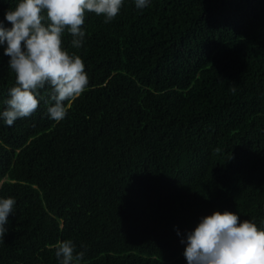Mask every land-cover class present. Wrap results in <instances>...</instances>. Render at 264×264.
<instances>
[{"label":"trees","instance_id":"obj_1","mask_svg":"<svg viewBox=\"0 0 264 264\" xmlns=\"http://www.w3.org/2000/svg\"><path fill=\"white\" fill-rule=\"evenodd\" d=\"M20 0H0V21ZM86 13V90L52 120L0 119V198H14L0 264H187L186 233L214 211L264 226V0H123ZM0 47V113L15 73ZM233 84L236 92L229 89ZM177 232L180 235H177Z\"/></svg>","mask_w":264,"mask_h":264},{"label":"clouds","instance_id":"obj_2","mask_svg":"<svg viewBox=\"0 0 264 264\" xmlns=\"http://www.w3.org/2000/svg\"><path fill=\"white\" fill-rule=\"evenodd\" d=\"M150 0H135L137 9L149 6ZM123 0H20L15 9H8L0 21V47L9 57L8 66L15 73V86L10 88L6 109L0 119L12 126L19 118L30 117L38 108L40 91L50 86L45 100L49 117L65 119L66 101L79 97L89 84L81 57L69 53L62 44L65 32L72 36L73 48L82 47L85 31L82 26L86 13L103 15L111 22L120 12ZM233 94L236 87L229 89ZM16 200L0 198V241L8 229V216L13 214ZM264 223V222H262ZM177 235H180L177 232ZM184 256L187 264H264V226L253 220H240L230 211H214L200 218L194 230L186 233ZM78 251L72 239L55 245L58 264H81L86 254Z\"/></svg>","mask_w":264,"mask_h":264}]
</instances>
